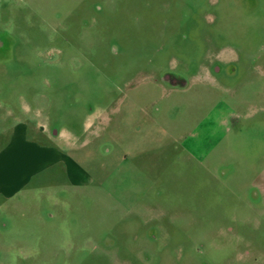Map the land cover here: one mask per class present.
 <instances>
[{
	"label": "rangeland",
	"instance_id": "374dc122",
	"mask_svg": "<svg viewBox=\"0 0 264 264\" xmlns=\"http://www.w3.org/2000/svg\"><path fill=\"white\" fill-rule=\"evenodd\" d=\"M0 151V264H264V0H0Z\"/></svg>",
	"mask_w": 264,
	"mask_h": 264
},
{
	"label": "crops",
	"instance_id": "0c3cea01",
	"mask_svg": "<svg viewBox=\"0 0 264 264\" xmlns=\"http://www.w3.org/2000/svg\"><path fill=\"white\" fill-rule=\"evenodd\" d=\"M16 136V135H15ZM6 152H4V151H0V171H2V169H4V167L2 166V162L4 161V158H5V156H6V154H5ZM4 171V170H3ZM1 180V179H0ZM5 192V188L2 190V191H0V194L2 193V192ZM18 192V189L17 188H15V191H13V192H10V193H7L8 195L7 196H14L16 193Z\"/></svg>",
	"mask_w": 264,
	"mask_h": 264
},
{
	"label": "flooded vegetation",
	"instance_id": "af4514ba",
	"mask_svg": "<svg viewBox=\"0 0 264 264\" xmlns=\"http://www.w3.org/2000/svg\"><path fill=\"white\" fill-rule=\"evenodd\" d=\"M168 80H172V78L170 76H167ZM174 84H177L178 82L175 80H172Z\"/></svg>",
	"mask_w": 264,
	"mask_h": 264
}]
</instances>
